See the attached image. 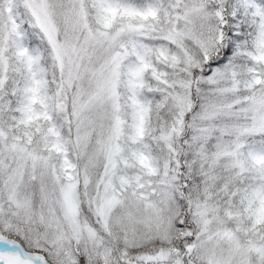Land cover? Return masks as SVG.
Here are the masks:
<instances>
[{"label":"snow or ice","instance_id":"snow-or-ice-1","mask_svg":"<svg viewBox=\"0 0 264 264\" xmlns=\"http://www.w3.org/2000/svg\"><path fill=\"white\" fill-rule=\"evenodd\" d=\"M0 264H264V0H0Z\"/></svg>","mask_w":264,"mask_h":264}]
</instances>
